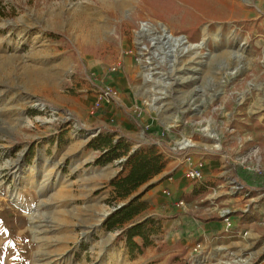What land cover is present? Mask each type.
Wrapping results in <instances>:
<instances>
[{
    "label": "rangeland",
    "instance_id": "obj_1",
    "mask_svg": "<svg viewBox=\"0 0 264 264\" xmlns=\"http://www.w3.org/2000/svg\"><path fill=\"white\" fill-rule=\"evenodd\" d=\"M127 1L0 0V264H264V0ZM105 138L166 161L131 196L142 253L105 227L131 200L111 187L128 157L95 164ZM229 213L241 235L207 227Z\"/></svg>",
    "mask_w": 264,
    "mask_h": 264
},
{
    "label": "trees",
    "instance_id": "obj_2",
    "mask_svg": "<svg viewBox=\"0 0 264 264\" xmlns=\"http://www.w3.org/2000/svg\"><path fill=\"white\" fill-rule=\"evenodd\" d=\"M185 35L187 40L196 42L195 36L199 37V32L195 30L193 35L187 33ZM262 124H264V119ZM90 147L101 151V155L95 160V164L99 166H105L115 160L128 157L124 166V171L127 170L126 173L120 174L111 182L116 199L128 200L142 186L161 174L166 168L163 155L154 150L135 153L130 156V147L122 139L114 142L111 138H105L100 142H91ZM144 195L139 194L131 198L127 204L112 214L105 223V227L109 230L122 227L124 231L120 234V237L127 241V245L132 251L138 250L140 253L149 246L148 235L144 232L147 221H135L136 218L148 210L149 202L144 199ZM238 215L241 225L250 219V215L247 213L241 212ZM137 238L142 240L141 243L136 241Z\"/></svg>",
    "mask_w": 264,
    "mask_h": 264
},
{
    "label": "built area",
    "instance_id": "obj_3",
    "mask_svg": "<svg viewBox=\"0 0 264 264\" xmlns=\"http://www.w3.org/2000/svg\"><path fill=\"white\" fill-rule=\"evenodd\" d=\"M101 96H103V98L105 100H108L110 98H116L117 96V92L114 91V88L110 87V86H106L103 88V90L101 91ZM189 148H191L189 146ZM179 150H186L185 148H179ZM184 164L186 167V176L188 179L192 180V181H196V182H200L203 178H204V170H205V163L203 159H196L194 155H187L184 158ZM235 190H239L240 187H234ZM214 194H216L217 190L214 188H212ZM165 194L171 196V193L168 190L164 191ZM179 206H184L185 203L184 201H180L178 203ZM224 218V222H225V227H226V231H236V233L238 235H241V229H234L235 228V224L233 221V217L232 215L226 214L223 215ZM248 235V233H247ZM199 249H201V245H198L195 250L199 251Z\"/></svg>",
    "mask_w": 264,
    "mask_h": 264
},
{
    "label": "crops",
    "instance_id": "obj_4",
    "mask_svg": "<svg viewBox=\"0 0 264 264\" xmlns=\"http://www.w3.org/2000/svg\"><path fill=\"white\" fill-rule=\"evenodd\" d=\"M206 169V172H207V177H206V179H205V182L204 183H202V185L204 186V187H206V188H208V184H210V185H214V184H216V183H218V182H221L222 180H221V178H220V175H221V173L220 172H212L210 169H209V166L207 165V167L205 168ZM151 181V180H150ZM149 186H151V184H148L147 185V187H149ZM215 187V186H214ZM220 187V186H219ZM185 191H184V193L185 194H188V195H192L193 194V189H184ZM146 195V194H145ZM145 195H144V199H145ZM207 227L208 228H214V229H221V228H223L224 227V229H225V223H224V225H223V222L222 221H213V222H209L208 224H207ZM239 229H241V228H239Z\"/></svg>",
    "mask_w": 264,
    "mask_h": 264
},
{
    "label": "bare ground",
    "instance_id": "obj_5",
    "mask_svg": "<svg viewBox=\"0 0 264 264\" xmlns=\"http://www.w3.org/2000/svg\"><path fill=\"white\" fill-rule=\"evenodd\" d=\"M120 2H119V5L122 7V5H124L123 3H125V4H127L128 3V1L127 0H119ZM161 37H163L164 38V42L163 43H166V42H168V41H174V43L175 42H182V43H187V41L185 40V38L184 37H180V38H178V39H175L172 35H169L168 34V32L167 31H165L164 30V32H163V34L161 35ZM173 43V42H172ZM171 43V44H172ZM173 45V44H172ZM194 47H200V44H198V45H195ZM211 136H213V135H211ZM214 137V136H213ZM186 144L188 145V144H190L189 142H186ZM238 262H241V261H239V260H235V261H231V262H226L225 264H237Z\"/></svg>",
    "mask_w": 264,
    "mask_h": 264
},
{
    "label": "water",
    "instance_id": "obj_6",
    "mask_svg": "<svg viewBox=\"0 0 264 264\" xmlns=\"http://www.w3.org/2000/svg\"><path fill=\"white\" fill-rule=\"evenodd\" d=\"M124 205H121L120 207H118V209L122 208ZM117 209V210H118ZM110 214L106 215V217H108Z\"/></svg>",
    "mask_w": 264,
    "mask_h": 264
}]
</instances>
